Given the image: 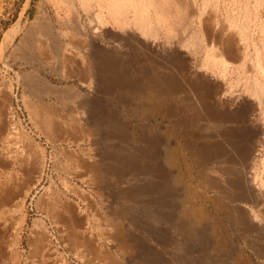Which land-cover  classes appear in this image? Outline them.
I'll return each mask as SVG.
<instances>
[{
    "label": "rangeland",
    "instance_id": "374dc122",
    "mask_svg": "<svg viewBox=\"0 0 264 264\" xmlns=\"http://www.w3.org/2000/svg\"><path fill=\"white\" fill-rule=\"evenodd\" d=\"M259 99L264 0H0V264H264Z\"/></svg>",
    "mask_w": 264,
    "mask_h": 264
},
{
    "label": "bare ground",
    "instance_id": "6f19581e",
    "mask_svg": "<svg viewBox=\"0 0 264 264\" xmlns=\"http://www.w3.org/2000/svg\"><path fill=\"white\" fill-rule=\"evenodd\" d=\"M117 2V1H116ZM133 2V1H132ZM156 2V1H155ZM146 3V2H145ZM87 4V3H86ZM143 4V3H142ZM160 4V3H159ZM169 4V3H168ZM136 5V4H135ZM134 5V6H135ZM149 5V4H148ZM165 4H163V6H164ZM177 5V4H176ZM116 6V5H115ZM137 6V5H136ZM160 6H161V4H160ZM166 6V5H165ZM164 6V7H165ZM172 6V5H171ZM170 6V7H171ZM174 6V5H173ZM141 7H142V5H141ZM145 7H147V5L145 4ZM90 8V7H89ZM133 8V7H132ZM148 8H149V6H148ZM147 8V9H148ZM161 8V7H160ZM117 9H118V7H117ZM117 9H115L114 8V11L115 10H117ZM143 9V8H142ZM145 9V8H144ZM170 9V8H169ZM180 9L182 10L183 9V7L182 6H180ZM85 11V10H84ZM90 11V10H89ZM119 11V10H118ZM121 11V10H120ZM119 11V12H120ZM140 11V10H139ZM163 11V10H162ZM183 11V10H182ZM117 12V11H116ZM142 12H144L145 13V11H142ZM136 13V12H135ZM148 13V12H147ZM122 14V13H121ZM162 14V13H161ZM117 15V14H116ZM115 15V16H116ZM159 15V14H158ZM157 15V16H158ZM172 16V15H171ZM120 17H122V16H120ZM180 17H181V15H180ZM119 18V17H118ZM135 18V17H134ZM137 18V17H136ZM163 18V17H162ZM181 19V18H180ZM121 20V19H120ZM137 20V19H136ZM179 20V19H178ZM158 21V20H157ZM165 21V20H164ZM180 21V20H179ZM139 22H141V21H139ZM174 27V26H173ZM81 29H83L82 27H81ZM173 29V28H172ZM174 30V29H173ZM12 32H14L13 30H12ZM16 32V31H15ZM9 33L7 32L6 33V36L8 35ZM15 34H17V33H15ZM13 35H14V33H13ZM5 36V37H6ZM9 37V36H8ZM7 38V37H6ZM15 38V37H14ZM5 39V38H4ZM12 39V38H11ZM7 40V39H6ZM14 40V39H13ZM187 40V39H186ZM6 42V41H5ZM11 42V41H10ZM4 43V42H3ZM8 43V42H7ZM12 44V43H11ZM157 44V43H156ZM4 45H6V44H4ZM159 46V45H158ZM148 47V46H147ZM2 48H3V46H2ZM7 48V47H6ZM151 48V47H150ZM174 48V47H173ZM3 49H5V48H3ZM144 49V48H143ZM148 49V48H147ZM179 49V48H178ZM167 50V49H166ZM5 51V50H4ZM151 51V50H150ZM155 51V50H154ZM158 51V50H157ZM183 55V54H182ZM173 56L174 57H176L178 60H182L183 59V57H180V56H178V54L176 53V52H174L173 53ZM175 58V59H176ZM186 58V57H185ZM174 61V60H173ZM261 61V60H260ZM128 65V64H127ZM185 65V64H184ZM127 67V66H126ZM262 68V67H261ZM173 69H175V68H173ZM187 70V69H186ZM191 72H193V71H190V73ZM128 73H129V75L132 77V73H133V71H128ZM144 73V72H143ZM175 76H173V78H174ZM195 77H196V75H195ZM177 81V80H176ZM204 81V80H203ZM206 83V82H205ZM176 87V86H175ZM181 87V86H180ZM198 87V86H197ZM201 87V86H200ZM204 87V86H203ZM191 88V87H190ZM201 89V88H200ZM66 90H67V88H66ZM192 90V89H191ZM193 90H195V89H193ZM205 91V90H204ZM213 91V90H212ZM178 92V91H177ZM203 93V92H202ZM206 93V92H205ZM212 93V92H211ZM255 93H257V96L259 95L260 96V94H258L259 93V90H256L255 91ZM53 94H55V95H57L55 92L53 93ZM63 94V93H62ZM65 94H67V93H65ZM248 94V93H247ZM59 95V94H58ZM61 95V94H60ZM210 95V94H209ZM215 95V94H214ZM248 95H250V94H248ZM206 96V95H205ZM215 97V96H214ZM214 97H211L212 99H214ZM203 98H206V97H203ZM208 98V97H207ZM236 99V98H235ZM207 100H209V98L207 99ZM216 100V99H215ZM215 100H213V101H211L214 105L215 104H217L216 102H215ZM218 100V99H217ZM260 101L259 102H261L262 101V103H264L263 102V99H259ZM205 101V100H204ZM208 102H210V101H208ZM218 102V101H217ZM243 103H245V99H242V98H239L238 97V99H236L235 100V103L233 102V105L234 106H238L239 104L241 105V104H243ZM209 104V103H208ZM207 104V105H208ZM221 104V103H220ZM225 103H223L222 105H224ZM180 105V104H179ZM214 105H213V107H214ZM219 105V104H218ZM217 105V106H218ZM221 105V106H222ZM253 105V104H252ZM260 105V104H259ZM200 106V105H199ZM209 106V105H208ZM243 106V105H242ZM250 106V105H249ZM256 106L255 105H253L251 108H255ZM258 107V106H257ZM181 108V107H180ZM216 108V107H215ZM244 108V107H243ZM198 109V108H197ZM217 109V108H216ZM257 109H259V108H257ZM219 110V109H218ZM218 110H216V111H218ZM245 110V109H244ZM243 110V111H244ZM173 111V110H172ZM192 111V110H191ZM215 111V110H214ZM213 111V112H214ZM211 113V112H210ZM244 114V113H243ZM221 117V116H220ZM209 118V117H208ZM219 119V118H218ZM208 120V119H207ZM211 120H214V119H211ZM216 120V119H215ZM191 121V120H190ZM217 121V120H216ZM215 121V122H216ZM219 121V120H218ZM11 123V122H10ZM246 125H247V123H246ZM249 126V125H248ZM4 136H1L2 138L0 139V162L2 161V160H4V159H6L8 156H9V153H10V149H11V147H12V142H13V134H12V131H10L9 130V132H6V134H3ZM14 144V143H13ZM12 151V150H11ZM247 154H248V152H247ZM249 154H250V152H249ZM248 154V155H249ZM11 156V155H10ZM9 156V157H10ZM215 156V155H214ZM256 156V155H255ZM257 157V156H256ZM246 159H248V158H246ZM251 159V158H250ZM249 159V160H250ZM9 160V159H8ZM254 160V159H253ZM195 164V163H194ZM199 170V172H202L201 174H203V175H205V176H212V173H213V169H211V168H208L207 166H205V167H199L198 168ZM202 169V170H201ZM217 169V168H216ZM251 173V172H250ZM7 174V173H6ZM5 175V173L3 172V171H0V182H1V179H2V177ZM252 175H253V173H252ZM251 175V176H252ZM247 176V175H246ZM249 176V175H248ZM254 176V175H253ZM244 177V176H243ZM256 177V176H255ZM7 178H8V176H7ZM250 178V177H249ZM9 179V178H8ZM206 179V178H205ZM251 179V183L253 184V186H254V184H258V187H251V188H253V189H251V191L252 190H259L262 194H260V195H263V197H264V180H255L256 178H250ZM250 179L248 180V181H250ZM3 181H5V180H3ZM5 183V182H4ZM205 184V183H204ZM3 186L4 185H2L1 183H0V190L2 189L3 190ZM9 186V185H8ZM206 186V185H205ZM205 186H203V187H205ZM5 187V186H4ZM207 187V186H206ZM214 187V186H213ZM209 188V187H208ZM255 188V189H254ZM248 189H250V188H248ZM1 190V191H2ZM209 190V189H208ZM15 192V191H14ZM254 192V191H253ZM253 192H252V194H253ZM5 193V192H4ZM5 194H7V193H5ZM259 194H257L258 195V198L260 199V197H259ZM256 195V196H257ZM2 196V195H1ZM229 199H231L232 200V198L230 197ZM234 200V199H233ZM258 200V199H257ZM261 200H262V198H261ZM10 201V200H9ZM237 201V200H236ZM3 202V201H2ZM10 203V202H9ZM8 203V204H9ZM22 203V198L20 197V198H16L14 201H13V203H11L10 205H11V208L13 209V208H16V207H18L20 204ZM212 203V202H211ZM210 203V204H211ZM227 202L224 200V199H221V197H219L215 202H213V205H214V208H217V209H219V210H221V209H223V207H225V206H227V204H226ZM2 205V204H1ZM6 206V205H5ZM7 206H9V205H7ZM21 206V205H20ZM194 207V206H193ZM201 207H203V206H201ZM19 208V207H18ZM1 209V208H0ZM10 212V210L6 207H3V209L2 210H0V222H2L3 224H5L4 223V219H5V215H6V212ZM7 212V213H8ZM190 213L192 214V215H194L196 218H198L199 220H202V219H205V218H207L208 217V215H207V213L205 212V210H204V208L203 209H196V208H192L191 210H190ZM251 214V213H250ZM253 216V215H252ZM256 217V216H255ZM257 218V217H256ZM7 221H8V219H6ZM250 220V219H249ZM253 220H255V219H253ZM7 224V223H6ZM5 224V225H6ZM5 225H2V227H4L5 228ZM1 226V225H0ZM7 226V225H6ZM236 247H237V250L239 251V252H243L244 250H243V248L240 246V245H236ZM235 247V248H236ZM241 257H243V256H241ZM239 258V257H238ZM3 259V258H2Z\"/></svg>",
    "mask_w": 264,
    "mask_h": 264
},
{
    "label": "water",
    "instance_id": "95a60500",
    "mask_svg": "<svg viewBox=\"0 0 264 264\" xmlns=\"http://www.w3.org/2000/svg\"><path fill=\"white\" fill-rule=\"evenodd\" d=\"M257 263V262H256Z\"/></svg>",
    "mask_w": 264,
    "mask_h": 264
}]
</instances>
